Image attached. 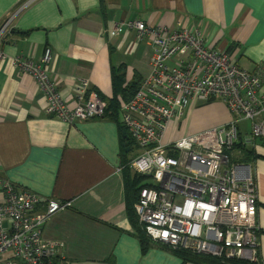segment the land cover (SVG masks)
I'll return each mask as SVG.
<instances>
[{
    "label": "crops",
    "instance_id": "obj_1",
    "mask_svg": "<svg viewBox=\"0 0 264 264\" xmlns=\"http://www.w3.org/2000/svg\"><path fill=\"white\" fill-rule=\"evenodd\" d=\"M8 20L0 38V202L7 183L40 198L36 212L49 201L70 204L42 228L43 239L61 246L50 264H191L159 245L141 248L127 212V164L122 166L136 150L124 147L119 117L67 124L46 115L37 82L12 61L37 63L49 48L47 73L63 98L83 81L88 93L104 102L116 97L120 107V91L138 86L150 73V39L138 40L133 28L111 29L138 21L151 28L196 30L206 47L232 55L244 70L260 72L264 85V0H0V29ZM168 66H176L175 60ZM229 121L220 101L199 103L182 128L168 124L163 142ZM240 124L243 146L258 157L245 165L255 187L258 255L264 264V141L242 133Z\"/></svg>",
    "mask_w": 264,
    "mask_h": 264
},
{
    "label": "built area",
    "instance_id": "obj_2",
    "mask_svg": "<svg viewBox=\"0 0 264 264\" xmlns=\"http://www.w3.org/2000/svg\"><path fill=\"white\" fill-rule=\"evenodd\" d=\"M10 20L0 29V38ZM133 28L138 40L150 39V73L133 97L120 104V122L136 150L129 169L149 180L133 205L141 230L152 243L220 261L261 264L258 255L257 198L245 164L231 163L228 152L239 124L248 121L250 137L264 141V89L260 72L240 68L233 56L206 47L196 30L151 28L121 22L111 29ZM175 60L176 66L168 62ZM51 50L39 62L12 61L43 92L45 113L67 124L99 119L105 110L86 82L63 98L47 73ZM218 100L230 115L226 125L184 134L165 143L168 124L183 127L199 103ZM177 128H175L176 130ZM179 129V128H178ZM0 264H50L58 242L42 238L48 218L70 206L46 202L27 191L2 185Z\"/></svg>",
    "mask_w": 264,
    "mask_h": 264
},
{
    "label": "trees",
    "instance_id": "obj_3",
    "mask_svg": "<svg viewBox=\"0 0 264 264\" xmlns=\"http://www.w3.org/2000/svg\"><path fill=\"white\" fill-rule=\"evenodd\" d=\"M140 84L138 86H135L133 84H131L130 86L128 85L127 87L123 88L122 91H120V97L123 99L124 103L128 102L133 97V95L139 89ZM99 98L104 102V100L101 97ZM105 105L106 107H105L104 113L101 118L102 119L109 118L111 120L117 121L119 117V122L118 121L117 122L118 124H120V115H119L120 107H119V104L117 103L116 97H114L113 100L111 101H108V102L105 101ZM123 143H124L125 148H130L131 146L133 147L132 142L128 136H127V139L123 140ZM228 155H229L230 162L235 163V164H246L252 161L253 159L258 158L256 155H254V153H252L250 150H248L247 148L243 146V142L240 140V134H238L237 141L235 142V144H233L232 148L228 152ZM128 165L129 163L126 160L122 161V166H125L123 170V175H124L125 199L127 201V207H128L127 212H128L129 220L137 232V234L135 235L141 244V248L143 251H146V249L150 245H157V244L152 243L149 240V238L145 235V233L141 230L137 222L136 216L134 214L133 205L137 201L140 190L144 187H149L150 184L148 181H145L147 177L133 173L129 169ZM160 247L163 249L169 250L176 257H178L183 263L249 264L247 262L235 261V260L223 262V261H220L218 259H215L209 256H202V255L194 254V253L184 251V250H170L163 246H160Z\"/></svg>",
    "mask_w": 264,
    "mask_h": 264
},
{
    "label": "rangeland",
    "instance_id": "obj_4",
    "mask_svg": "<svg viewBox=\"0 0 264 264\" xmlns=\"http://www.w3.org/2000/svg\"><path fill=\"white\" fill-rule=\"evenodd\" d=\"M213 100H210L208 102H212ZM208 102H205V103H208ZM240 127H241V131L242 133L244 134H249V122H243L240 124ZM145 181H149L148 179H146Z\"/></svg>",
    "mask_w": 264,
    "mask_h": 264
},
{
    "label": "water",
    "instance_id": "obj_5",
    "mask_svg": "<svg viewBox=\"0 0 264 264\" xmlns=\"http://www.w3.org/2000/svg\"><path fill=\"white\" fill-rule=\"evenodd\" d=\"M122 134H123V137H124L125 139H127V134H126L125 130L122 131ZM127 151H128V149L125 150V152H127Z\"/></svg>",
    "mask_w": 264,
    "mask_h": 264
}]
</instances>
